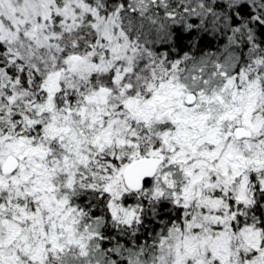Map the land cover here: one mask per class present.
<instances>
[{
  "label": "snow or ice",
  "instance_id": "obj_1",
  "mask_svg": "<svg viewBox=\"0 0 264 264\" xmlns=\"http://www.w3.org/2000/svg\"><path fill=\"white\" fill-rule=\"evenodd\" d=\"M0 264H264V0H0Z\"/></svg>",
  "mask_w": 264,
  "mask_h": 264
}]
</instances>
